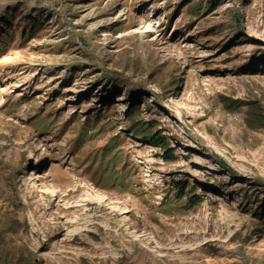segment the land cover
Instances as JSON below:
<instances>
[{"label": "rangeland", "instance_id": "374dc122", "mask_svg": "<svg viewBox=\"0 0 264 264\" xmlns=\"http://www.w3.org/2000/svg\"><path fill=\"white\" fill-rule=\"evenodd\" d=\"M0 24V264H264V0H0ZM174 180L200 202L164 205Z\"/></svg>", "mask_w": 264, "mask_h": 264}, {"label": "trees", "instance_id": "16d2710c", "mask_svg": "<svg viewBox=\"0 0 264 264\" xmlns=\"http://www.w3.org/2000/svg\"><path fill=\"white\" fill-rule=\"evenodd\" d=\"M1 26V24H0ZM37 30V28H35V26H32V28L30 29V32L27 33V35H31L32 32H35ZM26 32L27 29L25 31V33L23 34V38L26 37ZM132 111V110H131ZM134 123V122H133ZM135 127V126H134ZM136 132L135 134L139 132V134L143 137H145V139L150 140L149 142H151L152 145L158 147V146H165L164 145V140H162L161 138H155L154 136H152L151 134H147V133H143V130H137V128L135 127L134 129ZM169 184L171 185L168 189H167V193L165 194V198L163 200L164 205L166 206H176L179 207L180 209H185L188 208L189 205L191 204H196L200 202V199L197 198L196 196H192L189 195V193H187V186L186 183L184 182H180V181H170ZM166 203V204H165Z\"/></svg>", "mask_w": 264, "mask_h": 264}, {"label": "bare ground", "instance_id": "6f19581e", "mask_svg": "<svg viewBox=\"0 0 264 264\" xmlns=\"http://www.w3.org/2000/svg\"><path fill=\"white\" fill-rule=\"evenodd\" d=\"M96 200L98 199H96L95 196H88V198L83 199L85 203H88V201L90 202V201H96Z\"/></svg>", "mask_w": 264, "mask_h": 264}]
</instances>
